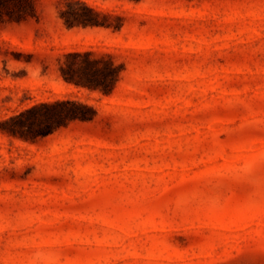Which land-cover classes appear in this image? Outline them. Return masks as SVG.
<instances>
[{
    "label": "rangeland",
    "instance_id": "1",
    "mask_svg": "<svg viewBox=\"0 0 264 264\" xmlns=\"http://www.w3.org/2000/svg\"><path fill=\"white\" fill-rule=\"evenodd\" d=\"M86 1L122 27L0 21V264H264V0ZM72 51L114 89L66 81ZM67 98L95 118L2 129Z\"/></svg>",
    "mask_w": 264,
    "mask_h": 264
},
{
    "label": "trees",
    "instance_id": "2",
    "mask_svg": "<svg viewBox=\"0 0 264 264\" xmlns=\"http://www.w3.org/2000/svg\"><path fill=\"white\" fill-rule=\"evenodd\" d=\"M140 1V0H134ZM59 16L68 27L103 26L118 30L122 27V17L108 11L99 10L86 0H63ZM35 13L34 0H0V21L26 19ZM61 76L68 82L110 93L121 74V67L112 59L95 57L91 51L64 53L59 66ZM48 108L56 126L74 120H92L96 116L93 105L77 99H57L36 104L33 107L4 120L2 129L14 136L32 138L35 130L22 117L38 108Z\"/></svg>",
    "mask_w": 264,
    "mask_h": 264
}]
</instances>
